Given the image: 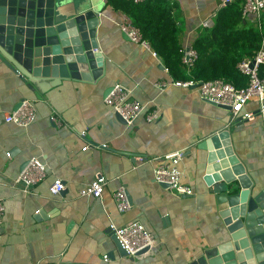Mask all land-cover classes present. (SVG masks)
Returning a JSON list of instances; mask_svg holds the SVG:
<instances>
[{"label":"crops","instance_id":"0c3cea01","mask_svg":"<svg viewBox=\"0 0 264 264\" xmlns=\"http://www.w3.org/2000/svg\"><path fill=\"white\" fill-rule=\"evenodd\" d=\"M82 0H64L66 7ZM86 1L87 6L89 0ZM232 0H169L182 51L193 50L205 23L214 25L217 13ZM242 5V2H241ZM95 28L102 68L93 78H68L45 93L29 85L0 60V264H195L205 251L228 241L217 215L214 195L206 185L203 140L229 130L230 147L253 183V194L264 199L263 122L251 99L243 113L199 97L195 88L173 86L172 77L150 46L131 42L120 30L128 17L99 0ZM243 16V14H242ZM264 40V10L248 14ZM161 83L167 84L159 89ZM120 84L145 111L127 126L103 98ZM22 100L33 103L36 119L27 127L6 123L4 116ZM155 105V106H154ZM158 110L156 120L146 115ZM58 117L59 125L50 116ZM233 119V120H232ZM235 120V122H234ZM183 152L178 169L191 196L177 195L154 182V158ZM33 158L46 166L45 181L23 194L14 180ZM106 179L99 199L81 198L80 191L98 176ZM215 176V173L214 175ZM64 190L52 196L54 179ZM123 187L130 208L119 212L114 192ZM139 222L156 246L134 257L116 250L109 226ZM106 256L107 261L104 260Z\"/></svg>","mask_w":264,"mask_h":264},{"label":"water","instance_id":"95a60500","mask_svg":"<svg viewBox=\"0 0 264 264\" xmlns=\"http://www.w3.org/2000/svg\"><path fill=\"white\" fill-rule=\"evenodd\" d=\"M64 4L0 0V60L42 93L64 79L89 80L102 68L95 41L99 0H89L88 6L83 0ZM229 135V130L221 131L197 146L205 154L204 181L214 195L228 241L205 251L195 264H264L263 195L254 196L253 183L233 154ZM109 235L118 253L126 256L111 230Z\"/></svg>","mask_w":264,"mask_h":264},{"label":"built area","instance_id":"2783aa9c","mask_svg":"<svg viewBox=\"0 0 264 264\" xmlns=\"http://www.w3.org/2000/svg\"><path fill=\"white\" fill-rule=\"evenodd\" d=\"M133 3H142L146 0H131ZM235 1V0H232ZM242 2V14L246 16L252 14L259 17L260 12L264 10V0H240ZM205 27H211L205 23ZM120 30L133 43H140L144 46L148 44L141 39L139 31L130 24L120 25ZM154 55H156L154 53ZM196 58L194 50L182 51V62L190 68ZM240 73L247 77V86L243 89H236L231 84L222 80H212L207 82H196L194 80L179 81L173 80L171 84L180 88H195L199 97L207 102L219 106H227L233 117L239 116L246 103L253 99L258 105V114L263 122L264 139V40L261 42L260 49L250 59L239 63ZM165 83L158 85L159 89H164ZM104 104L111 108L117 114L125 125L131 126L135 120L145 111L146 106L130 99V91L120 84H115L108 89L104 98ZM155 106V105H154ZM158 110L151 109L146 115V120L152 122L158 117ZM242 119L253 118L252 113L241 114ZM36 112L33 103L29 100H22L18 106L10 113L4 116L6 123H12L19 127H27L34 123ZM50 120L55 125H59L58 117L54 114ZM183 157V152L165 154L153 159L156 167L153 173L154 182L167 185L168 188L177 195L191 196L193 194L190 187L184 185L181 181L182 173L178 169L179 162ZM47 178L46 166L37 158L28 160L18 176L14 180V186L19 187L23 194L30 193L35 185L45 181ZM106 179L98 175L94 181L85 186L79 193L81 198L99 199L104 191ZM64 190V184L60 179H54L50 184L48 191L52 196L59 195ZM116 207L119 212H125L130 208L126 191L119 187L113 194ZM4 202L0 198V224L4 216ZM114 237L118 241L121 249L127 256L134 257L144 250L156 246L155 238L148 233L144 225L139 222H131L121 227L109 226ZM104 260L107 261L106 256Z\"/></svg>","mask_w":264,"mask_h":264},{"label":"trees","instance_id":"16d2710c","mask_svg":"<svg viewBox=\"0 0 264 264\" xmlns=\"http://www.w3.org/2000/svg\"><path fill=\"white\" fill-rule=\"evenodd\" d=\"M106 5L127 15V23L139 31L141 39L161 58L173 80H222L236 89L247 86L248 79L240 73L238 65L254 56L263 37L256 22L251 25L242 16L240 0L222 8L214 25L196 39L193 45L196 58L190 68L182 62V48L169 0L136 4L131 0H106Z\"/></svg>","mask_w":264,"mask_h":264}]
</instances>
